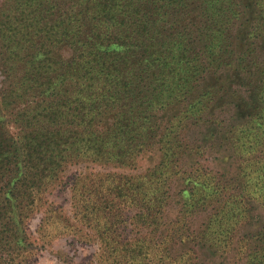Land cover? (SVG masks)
Masks as SVG:
<instances>
[{"label": "trees", "instance_id": "obj_1", "mask_svg": "<svg viewBox=\"0 0 264 264\" xmlns=\"http://www.w3.org/2000/svg\"><path fill=\"white\" fill-rule=\"evenodd\" d=\"M0 75V264H264V0H1Z\"/></svg>", "mask_w": 264, "mask_h": 264}, {"label": "rangeland", "instance_id": "obj_2", "mask_svg": "<svg viewBox=\"0 0 264 264\" xmlns=\"http://www.w3.org/2000/svg\"><path fill=\"white\" fill-rule=\"evenodd\" d=\"M1 2V0H0ZM2 77L0 75V86H1ZM199 128H193L188 131L186 134V138L189 141H195V139L199 138L200 135ZM209 159H215L214 155L207 154ZM214 165V164H212ZM211 165V167H213ZM148 166V161L144 160L140 163L139 171L143 170ZM90 170L99 171L98 168L91 167ZM89 171L86 166H74L67 170L66 177L69 178L79 172H87ZM180 183H174V189L179 187ZM48 200L52 202L55 206H60L67 217H72L71 211V201H70V191L69 188L65 189H53L51 194L48 196ZM172 203L169 206L167 217L173 218L175 212L177 211V207ZM258 218H262L264 220V214L258 212L255 214ZM42 215L36 214L29 222V230L36 236L35 232L39 225L40 219ZM205 218V214H200L195 216L191 221V228L198 229ZM39 249L35 252V256L30 260L29 264H98V254L101 253L99 249V244L93 239H81L74 235H61L53 237L50 242L46 244H39ZM203 257V258H202ZM200 257V261L198 264H212L215 262L216 264H232L227 262H223L222 259L218 257H210L202 256ZM237 264V263H234Z\"/></svg>", "mask_w": 264, "mask_h": 264}]
</instances>
